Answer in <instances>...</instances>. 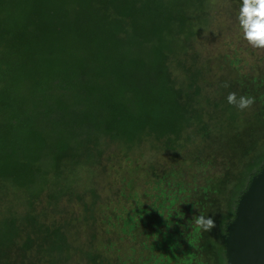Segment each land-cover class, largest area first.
I'll return each mask as SVG.
<instances>
[{"label": "trees", "instance_id": "16d2710c", "mask_svg": "<svg viewBox=\"0 0 264 264\" xmlns=\"http://www.w3.org/2000/svg\"><path fill=\"white\" fill-rule=\"evenodd\" d=\"M209 1L0 0V264H227L229 224L264 169V57L250 50V77L200 50ZM215 68L259 108L219 103ZM148 145L177 156L140 163ZM111 170L123 175L108 187ZM118 190L108 213L99 199ZM200 213L216 228L192 248Z\"/></svg>", "mask_w": 264, "mask_h": 264}, {"label": "rangeland", "instance_id": "374dc122", "mask_svg": "<svg viewBox=\"0 0 264 264\" xmlns=\"http://www.w3.org/2000/svg\"><path fill=\"white\" fill-rule=\"evenodd\" d=\"M209 6L212 8V14L216 18L215 22L211 24L210 30L211 33H202V36L198 38V46L200 50L204 53H210L213 56L219 55L221 56L219 59L232 63L233 60H236L238 62V69L242 74H245L247 76H252L255 72H258V69H252L250 68L253 64L254 57L250 55L251 48L247 42L243 39L241 30L239 29L238 22H236L237 16V9H234L233 3L231 0H210ZM239 12V11H238ZM204 24H207V22L204 20ZM202 29L200 28L199 31ZM257 53L254 54V56L258 58L264 57V50H257ZM183 57L187 58L186 52H182ZM236 58V59H235ZM210 67V64L207 66ZM202 72V80L205 82L213 83L212 77L207 73L206 67L200 68ZM213 74L218 76L221 79L220 85L218 87V91L222 92L223 90L228 92H236L238 91V88H232L229 85L228 87H224L223 85L226 83L225 78H223V71L220 69L215 68L212 70ZM181 78L183 75L181 73L178 74ZM24 84H27V82H23ZM219 92V93H220ZM216 99L219 103L225 105L228 107L231 111L237 112V109L229 105L227 103V97L223 96L222 94H219ZM258 105L252 106L250 109H246L253 111L255 109H258ZM147 147V146H146ZM113 150H110L112 152ZM146 154L142 156L140 163L143 164H158L159 161L167 160L166 163H169L170 160H172V156L174 152H167L164 151H152V148L150 145H148ZM107 154L109 151L106 152ZM203 157V154L199 151L198 154ZM180 154L181 157H195L197 156L193 150L186 146V147H180ZM109 155V154H108ZM176 157V153L174 154ZM179 157V156H178ZM121 158V157H119ZM167 158V159H166ZM112 162H115L114 160ZM106 165H110V163H106ZM122 172H125V169H121ZM111 175L109 177V186H113L118 181L121 182L120 178L122 177L123 173H117L114 170H111ZM112 176V181L110 180ZM203 179V178H201ZM148 179L144 178L142 181L147 182ZM94 181V178H91L89 174H84L80 176V186L85 187L87 185H90V182ZM74 184H77V178L72 181ZM91 182V183H92ZM149 182V180H148ZM198 183V182H197ZM200 184V183H198ZM114 190V189H113ZM121 190H122V184H121ZM121 190H118L117 192H107L104 191L103 195L99 199V205L105 206L108 213L110 211L114 210V207L116 205H122L124 203V198ZM121 200V203L119 204L118 201ZM127 205V204H126ZM125 205V208L128 207ZM131 205V203H130ZM75 209L78 211V213L83 211V205H74ZM42 208V207H40ZM52 208L50 207L49 211ZM192 215H189V217ZM103 220V218H102ZM94 227L100 226V232L106 233L107 230H109V226L105 225L101 222L93 224ZM90 229V230H88ZM84 230L83 234L81 231ZM80 231V239L77 236L79 242L85 241L86 239L90 238L89 236L94 232L93 227H88V225L84 226ZM100 239H103L104 237L102 235L98 236Z\"/></svg>", "mask_w": 264, "mask_h": 264}, {"label": "water", "instance_id": "95a60500", "mask_svg": "<svg viewBox=\"0 0 264 264\" xmlns=\"http://www.w3.org/2000/svg\"><path fill=\"white\" fill-rule=\"evenodd\" d=\"M225 244L227 264H264V169L240 197Z\"/></svg>", "mask_w": 264, "mask_h": 264}, {"label": "clouds", "instance_id": "9594fccd", "mask_svg": "<svg viewBox=\"0 0 264 264\" xmlns=\"http://www.w3.org/2000/svg\"><path fill=\"white\" fill-rule=\"evenodd\" d=\"M239 29L247 44L257 50H264V0H241L237 16ZM224 87L229 85L225 83ZM256 102V97L248 95L237 96L236 92H229L227 103L240 111L250 109ZM194 227L190 232L192 239H187L188 244L195 248L202 233H207L216 228L212 217L200 213L193 216ZM172 227V225H168Z\"/></svg>", "mask_w": 264, "mask_h": 264}]
</instances>
